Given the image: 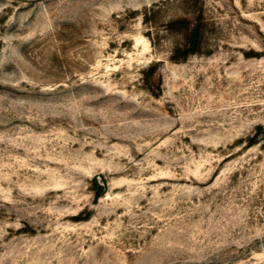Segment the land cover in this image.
I'll list each match as a JSON object with an SVG mask.
<instances>
[{
  "label": "rangeland",
  "instance_id": "1",
  "mask_svg": "<svg viewBox=\"0 0 264 264\" xmlns=\"http://www.w3.org/2000/svg\"><path fill=\"white\" fill-rule=\"evenodd\" d=\"M0 264H264V0H0Z\"/></svg>",
  "mask_w": 264,
  "mask_h": 264
}]
</instances>
